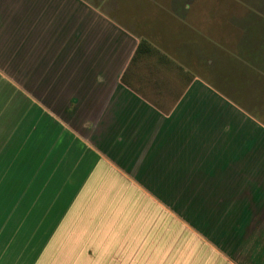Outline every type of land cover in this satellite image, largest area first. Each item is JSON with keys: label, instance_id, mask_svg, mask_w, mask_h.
Listing matches in <instances>:
<instances>
[{"label": "crops", "instance_id": "obj_1", "mask_svg": "<svg viewBox=\"0 0 264 264\" xmlns=\"http://www.w3.org/2000/svg\"><path fill=\"white\" fill-rule=\"evenodd\" d=\"M145 204L264 264V0H0V264Z\"/></svg>", "mask_w": 264, "mask_h": 264}, {"label": "rangeland", "instance_id": "obj_2", "mask_svg": "<svg viewBox=\"0 0 264 264\" xmlns=\"http://www.w3.org/2000/svg\"><path fill=\"white\" fill-rule=\"evenodd\" d=\"M243 89L251 90L249 86ZM252 90L257 91L254 87ZM256 114L262 118L259 112ZM124 214L120 219L116 215L109 218L118 246L113 250L98 247L93 260L100 264H233L232 257L203 239L179 217L170 218L147 204L145 212L140 213L142 217ZM140 259L141 263H137Z\"/></svg>", "mask_w": 264, "mask_h": 264}]
</instances>
